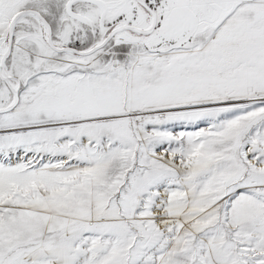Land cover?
Here are the masks:
<instances>
[{
	"label": "snow or ice",
	"instance_id": "obj_1",
	"mask_svg": "<svg viewBox=\"0 0 264 264\" xmlns=\"http://www.w3.org/2000/svg\"><path fill=\"white\" fill-rule=\"evenodd\" d=\"M0 264H264V0H0Z\"/></svg>",
	"mask_w": 264,
	"mask_h": 264
}]
</instances>
